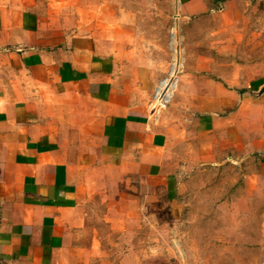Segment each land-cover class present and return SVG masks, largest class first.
Returning a JSON list of instances; mask_svg holds the SVG:
<instances>
[{
	"label": "crops",
	"instance_id": "0c3cea01",
	"mask_svg": "<svg viewBox=\"0 0 264 264\" xmlns=\"http://www.w3.org/2000/svg\"><path fill=\"white\" fill-rule=\"evenodd\" d=\"M213 4L258 12L245 61L222 80L183 66L147 106L132 14L113 4L107 18L105 0L87 5L89 17L78 0H0V264L105 262L116 242L103 236L121 232L144 188L175 201L170 174L189 133L192 154L255 159L264 188V0H178L180 25ZM182 37V59L199 58ZM96 213L107 233L90 226Z\"/></svg>",
	"mask_w": 264,
	"mask_h": 264
},
{
	"label": "rangeland",
	"instance_id": "374dc122",
	"mask_svg": "<svg viewBox=\"0 0 264 264\" xmlns=\"http://www.w3.org/2000/svg\"><path fill=\"white\" fill-rule=\"evenodd\" d=\"M78 1L89 17L93 11L87 12V5L98 0ZM105 1L110 3L107 18L113 17L115 4L118 14L136 18L132 33L143 53L137 63L149 66L143 75L147 106L153 104L161 80L168 77L161 84L173 87L183 66L190 71L196 68L198 74L213 70V77L222 80L234 65L245 61L247 34L255 30L258 18L250 6L243 14L241 8L228 11L213 4V10L192 17L201 23L180 25L178 0ZM184 35L187 52L192 56L201 51L199 58L182 59L179 40ZM211 35L217 39L211 41ZM210 50L216 58L210 57ZM170 94L166 89L157 98L166 101ZM189 134L170 174V195L177 194L175 201H169L159 184L144 188L145 200L127 209L126 221H117L121 232L103 236L105 242H116L105 245V262L90 264H264V188L252 175L257 161L225 155L210 161L204 154H192L196 141ZM104 205L99 204L97 211ZM96 214L90 226L107 233L108 221Z\"/></svg>",
	"mask_w": 264,
	"mask_h": 264
}]
</instances>
